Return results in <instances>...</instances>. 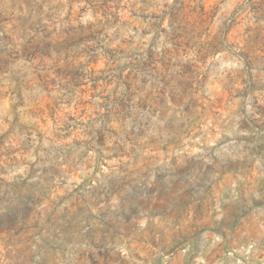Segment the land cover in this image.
Here are the masks:
<instances>
[{
  "label": "rangeland",
  "instance_id": "1",
  "mask_svg": "<svg viewBox=\"0 0 264 264\" xmlns=\"http://www.w3.org/2000/svg\"><path fill=\"white\" fill-rule=\"evenodd\" d=\"M0 264H264V0H0Z\"/></svg>",
  "mask_w": 264,
  "mask_h": 264
}]
</instances>
